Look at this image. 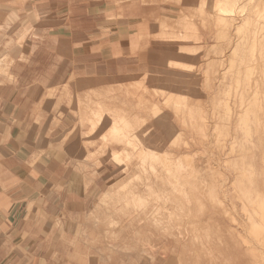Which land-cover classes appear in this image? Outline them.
<instances>
[{"label": "rangeland", "instance_id": "374dc122", "mask_svg": "<svg viewBox=\"0 0 264 264\" xmlns=\"http://www.w3.org/2000/svg\"><path fill=\"white\" fill-rule=\"evenodd\" d=\"M132 1L141 5H107V20L112 22L118 18L123 29L129 27L132 34L128 48L124 47L121 52L126 60L125 73L111 75L114 77L100 83L97 79H79L90 82L88 89H68L67 84L59 83L43 92V99H55L53 155L67 163H79L77 170L86 175L83 188L93 183L99 172L105 174L104 187L99 192L88 198L82 195L85 202L79 215H72L68 207L70 201L67 202L63 194L53 219L43 213L37 220L35 235L41 237L43 256L53 264H97L101 254L111 255L113 259L119 251H132L133 242L129 238L124 240L117 233L98 231L103 229L100 222L105 207H119L124 202L120 199L127 198V194H123L126 187L119 184L130 176L134 180L145 176L144 171L136 167L142 155L147 160L153 159L155 165L159 162L171 168L157 180L156 196L141 203L146 213L153 212L150 207L154 203L162 205L159 212H184L186 203L191 206L189 200L197 204L200 199L225 226L215 228L217 233L212 236L218 241L210 243L211 248L199 247L202 255L209 259L217 255L228 257L232 253L224 243L230 244L233 240L234 247L239 248L248 246L244 243L249 242L264 263V0ZM38 2L0 0V39L9 40L6 50L14 53L28 50L27 40L32 35H50L48 33L55 31L53 11L48 5L38 9ZM152 9L174 20L162 27L159 21L147 15ZM137 15V20H146L151 25L147 34L140 35L132 23ZM40 20L43 26L39 34L33 29ZM57 41L59 52L67 55L65 44L60 39ZM139 52L146 55L141 57ZM14 62L15 58L6 53L2 56L0 41V80L2 77L14 80V74L9 73ZM66 114L70 121L65 120ZM156 116H160L159 119ZM121 119L129 122L126 129H122ZM113 126H118V133L113 132ZM120 138L123 143L118 141ZM126 139L131 144H126ZM257 139L262 147L259 174L250 162L241 159L244 152L252 154L257 149ZM139 140L147 141L148 145H133ZM178 150L184 155L175 163ZM127 151H133V160H125L131 157ZM114 152H118L119 159L113 157ZM161 158L166 161L164 164ZM129 164L134 168H127ZM177 166L181 167L179 171L175 169ZM192 169L196 173H192ZM139 171L141 175L137 176ZM178 178L184 185L185 198L169 194L173 193L171 187ZM162 188L164 193L159 191ZM61 189L66 187L58 185V190ZM104 191H110L111 195L99 204L97 200ZM194 197L197 200H192ZM129 210L131 208L118 209L109 216L111 221L117 222L115 227L122 225L121 232L125 230ZM255 215L259 216L252 228L248 217ZM136 221L139 230L147 231L141 221L134 219L132 223ZM84 225L94 232L80 236ZM200 228L205 229L206 225ZM127 231L126 237L135 234L130 225ZM142 238L138 237L141 245L144 242L150 245V237ZM142 254L143 251L138 250L137 258L149 256L146 251ZM233 256L238 258L237 264H245L243 257L247 252L237 254L235 251ZM202 257L198 262H204ZM176 258L178 260V256ZM249 262L254 264L253 259ZM110 263L114 264V259Z\"/></svg>", "mask_w": 264, "mask_h": 264}, {"label": "crops", "instance_id": "0c3cea01", "mask_svg": "<svg viewBox=\"0 0 264 264\" xmlns=\"http://www.w3.org/2000/svg\"><path fill=\"white\" fill-rule=\"evenodd\" d=\"M38 3V9H42V5H48L47 8L53 11L51 15L54 32L43 36L32 35L27 40L30 46L28 50L15 53L5 49L8 39H0L2 56L5 57L6 53V56L15 58L9 70V73L14 74V80H6L4 77L0 80V264H53L48 262V257L43 256L41 237L35 235L37 220L43 213L53 219L63 194L66 195L65 200L70 201L68 207L73 212L72 215H79L85 202L82 195L86 194L88 198L104 187V172H99V177L83 188L86 175L77 170L79 163H67L53 155L55 99H43L42 95L47 88L53 89L59 83L67 84L68 89H88L90 82L77 80L97 79L100 83L107 77H114L111 75L125 73L126 60L121 52L124 47L128 48L127 42L131 41L132 34L129 27L123 29L118 18L115 17L112 22L107 20V5H141L132 0H39ZM113 12L116 16V7ZM147 15L159 21L162 27L168 26L174 20L160 14L157 9H152ZM138 17L134 16L135 21L132 23L140 35L147 34L151 25L146 20H137ZM40 23L41 20L36 22L33 29L39 34L43 26ZM107 29L110 33H106ZM59 39L68 49L67 55L59 52ZM138 55L143 57L146 54L139 52ZM65 120L70 121L68 114L65 115ZM257 141V149H254L252 154L250 151L244 152L241 159L245 158V163L250 162L259 174L262 147L259 139ZM71 152L79 155L77 151ZM176 152L178 157L184 155L180 151ZM58 185L66 189L58 190ZM109 195L110 191H104L97 202L101 204ZM194 200L197 199L194 197ZM197 202L199 210L204 213V220L213 218L212 220L219 222L202 200L198 199ZM104 210V218L100 222L103 229L98 233H117L118 237L124 240L129 238L133 242L132 251L123 252L124 256L113 258L114 262L118 260L119 264L128 260L126 264H130L131 259L132 264H141L145 257L147 260L148 255L137 258V251L148 250L154 245L149 246L147 242L141 245L138 237L147 239L151 237L150 231L139 230L137 221L132 223L135 219L132 215L124 221V232L120 231L122 225L119 228L114 226L111 230L106 222L107 211ZM129 225L134 227L135 234L126 237ZM217 226L206 225L212 233ZM181 229L180 227L178 250L185 248L182 246L185 240L181 237ZM92 231L89 226L84 225L80 236H85L88 232L93 233ZM204 232L201 231L202 234ZM165 244L170 251L173 248L172 238L169 237ZM224 244L227 250L234 249L228 241ZM49 248L52 249L51 246ZM208 248H211L209 243L206 246V249ZM108 257L109 255L101 254L97 264H111L112 256ZM175 261L177 262L176 258ZM209 262L233 264V258L220 257Z\"/></svg>", "mask_w": 264, "mask_h": 264}, {"label": "bare ground", "instance_id": "6f19581e", "mask_svg": "<svg viewBox=\"0 0 264 264\" xmlns=\"http://www.w3.org/2000/svg\"><path fill=\"white\" fill-rule=\"evenodd\" d=\"M147 103H149V102H147ZM155 113H156V111H155ZM157 114H158V112H157ZM160 116H156V117L157 118L160 117V119L161 118L163 119V117H162L163 115H160ZM164 117H165V114H164ZM126 120L127 119H121V121H120V125H122V129H126L128 127L129 122H127ZM158 125H157V127H158ZM116 127H118V126H113L112 130H113V132L115 131V132L118 133V131H117L118 129H116ZM147 127H148V125H147ZM161 127H163V126H161ZM166 130H167V128H166ZM160 131H162V129ZM163 132H164V130H163ZM165 132H167V131H165ZM166 134H168V133H166ZM124 136H126V135H124ZM118 141L120 143L121 142L123 143V139H121V138ZM146 142H145V140H139V142H137V143H133V142L132 143H133V145L134 144L135 145H138V144L139 145L140 144L141 145H145ZM125 143L126 144H131L130 141L127 140V139L125 140ZM146 145H148V143ZM138 150H140L142 152V149H138ZM112 152H113V150H112ZM132 152L127 151V153L131 154V157H128V156L125 157L126 161L133 160V158H132L133 153ZM117 153L118 152H114V153H112V155H113L114 158L119 159ZM135 153H137V151ZM135 155L137 157V154H135ZM141 156H139V159H138V162H140V164H138L136 167H140V170L144 171L145 176L142 174L143 175L142 179H140L141 177H139V180H137V179L134 180V178H130L131 176L129 175L130 177H128L126 180L122 181V183H121V184H123V187H126V190H125V192H123V194H127L126 195L127 198L124 197V198L120 199V201L123 200L124 202L122 204H119V207H116V206L113 205V206H106V208H105L106 211H107V217H106L107 220H106V222H108L110 229L112 230L113 227L117 225V222H114V220L113 221L110 220L111 218L109 216L113 214L112 211H116L118 209L131 208V210L127 211V213H129V215L134 216L133 218H135V220L141 221V225L147 231H150V234H151V237L149 236L150 237V245L152 246V244H153L154 247L153 248H149L148 250H146V249L143 250L144 254H145V251L148 252L150 260L149 259H147V260L150 261V264H163V263H167V264H209V263H211V262L208 263L209 260L213 261V260H215L217 258H220L221 256L217 255V256H214L215 258L209 259V258H207L208 256H203L202 255V251H199V247L206 248L208 243L210 244V243H213L215 241H218V239L216 237L212 236V235L217 233L216 229L212 233L207 227L205 229H201V230H200V227L202 225H204V224L205 225H209V226L210 225L213 226V225L217 224L219 227L224 226V225L222 224L221 221H219L217 223L216 221H214L212 219H209V218L207 220H204V218H205L204 215H203L204 213H202L199 210V208L197 206L198 204H195L194 201H191V200L188 201L189 203H191L190 208H189L188 204L185 201L186 205H184V210H185L184 212H178V210H176L175 212L174 211H170L169 212V210H167L168 207L165 208L167 210L166 212H159L158 209H160L162 205H159L157 203H154L150 207V208L153 209V212H151L150 214L145 212L146 207L142 206L141 203L143 201H145L146 198H148V197H155L156 196V194L158 192L154 189V187H155V185H157V180L160 179L163 176L164 171L165 172L169 171L171 168L166 166V165H160L161 163L159 164V162H158V164L160 166H157L158 164L155 165L154 164L155 162H154L153 159L147 160V158H143ZM177 159H179V157L175 158L173 161L176 163V162H178ZM163 161H161V162L164 164L166 161H164V162ZM156 162H157V160H156ZM127 168H134V166L129 164V166H127ZM180 168H181L180 166L179 167L177 166L175 169H177L179 171ZM191 172L192 173H196L193 169H192ZM138 174L141 175V172L137 173L136 175L138 176ZM165 176H166V173H165ZM152 178H154L156 181L155 182H150V180ZM178 180H179V178L176 179L174 184H172L171 188H173V191H172L173 193L172 194L169 193V194L173 195V196H175L177 198H180V197L185 198V197H187V195L183 194L184 192H182V190L184 189V188H182V186H184V185H181L178 182ZM164 185H166V184H164ZM160 186H162V185H160ZM158 189H159V187L157 188V190ZM120 190H121V188H120ZM159 191H161V193H164L165 189L162 188ZM161 193H159V194H161ZM134 199H135V201L137 200V202H135L136 204L130 203L129 200H131V202H132V200H134ZM192 200H194V199H192ZM160 202H161V200H160ZM135 205H136V207L133 208V206H135ZM178 205H176V206L178 207ZM203 209H204V211L206 210L205 207H203ZM258 216L259 215H255L251 219H249V217H248V220H249L248 222L251 223L252 228L255 226L254 222H256L255 220L258 218ZM224 224L226 225V223H224ZM180 227L182 228L181 229V233H182L181 237L182 238L184 237V240H185V242L182 245L185 248H183L182 250H178L177 249L178 241H179L178 237H179V228ZM201 231H205V232L202 234ZM194 234H198V235H194ZM169 237L172 238V243H173V248H171L170 251H168V249L166 247V244H165L167 241H169ZM242 240L244 242H248V241L245 240V238H243ZM231 242H233V240ZM234 244L235 243H230V245H232V246H234ZM244 244H246L248 246H241L239 248H235L234 247V249H232V250L229 249L231 251V253H232L231 258H233V264H237L238 263V258L233 256L235 251H237V254L240 253V252H243V254H245L247 252V256L243 257V261H245V264H251L250 263L251 261L249 262V260H251V259L254 260V264L256 262L258 264H264V263H262V261H260V259H259L260 257L258 258V254L256 253L255 249H253L252 246L249 245V242L248 243H244ZM169 252L171 254H169ZM117 253H116L117 256L114 255V258H118V257L124 256L123 252H122V254L120 253V251L117 252ZM144 254H142V255H144ZM250 254H253V255L257 254V255H256V257H254V256L250 257L249 256ZM177 256H178V260L176 262L175 258ZM181 257H184V258L181 259ZM201 257H202L201 260L204 261L202 263L198 262V259L201 258ZM228 257H230V256H228ZM108 258L106 260H108ZM143 261H146V259H144ZM103 262H105V261H103ZM105 263H107V262H105ZM116 264H118V263H116ZM141 264H143V262Z\"/></svg>", "mask_w": 264, "mask_h": 264}]
</instances>
